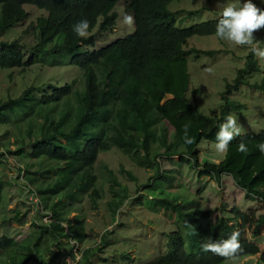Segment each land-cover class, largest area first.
<instances>
[{"label": "trees", "instance_id": "obj_1", "mask_svg": "<svg viewBox=\"0 0 264 264\" xmlns=\"http://www.w3.org/2000/svg\"><path fill=\"white\" fill-rule=\"evenodd\" d=\"M176 2L182 0H0V69L26 71L38 63L58 69L54 79L38 77L18 96L10 94L0 102V126L12 127L4 135L15 137L17 149L3 146L24 162V184L34 187L48 212L42 217L52 216V221L34 222V231L21 241L0 236V264H61L65 245L72 246L70 254L75 257L70 242L84 244L88 236L82 219L85 202L96 209L108 191L107 206L114 217L132 196L113 169L97 168L101 155L114 150L137 168L154 170L169 184L176 176L162 170L161 160L176 156L218 183L229 175L247 199L260 202L264 209V154L257 147L264 142V130L234 138L219 163L204 160L199 149L205 140L215 142L226 114L245 109L230 94L252 86L248 77L260 73L261 67L254 53L249 54L246 67L227 84L222 114L203 113L188 97L189 58L216 51L189 48V42L215 35L220 17L186 26L187 11L171 9ZM120 4L131 17L133 31L99 47V32L117 26ZM84 18L90 21L86 39L72 32V25ZM257 87L264 91V80ZM185 124L195 138L191 145L182 140ZM241 140L248 145L247 154L237 150ZM6 152L0 154V163ZM121 170L137 180L125 165ZM22 171L20 167L19 174ZM207 188L204 185L190 199L149 201L150 209L163 210L175 229L167 233L166 253L146 264H225L257 254L264 263V213L233 207L230 212L222 208L215 216L203 206L201 195ZM135 200L143 203L141 196ZM73 211L79 215L68 232L65 223ZM24 216L16 213L20 222ZM233 232L239 233L240 245L233 257L203 250L206 241L224 240ZM105 236L103 245L114 242ZM82 252V264H93L96 250ZM122 258L131 260L127 253Z\"/></svg>", "mask_w": 264, "mask_h": 264}, {"label": "rangeland", "instance_id": "obj_2", "mask_svg": "<svg viewBox=\"0 0 264 264\" xmlns=\"http://www.w3.org/2000/svg\"><path fill=\"white\" fill-rule=\"evenodd\" d=\"M228 2L239 4L241 0H228ZM253 2L264 9V0H253ZM177 3H173L171 9L187 11L189 22L186 26L219 18L222 8V0H182ZM117 12V26L108 32L102 34L99 32V47L124 38L133 31L132 20L128 19L130 16L121 4ZM254 37L260 42V47H264V27L256 30ZM26 40L30 43L33 38L29 36ZM189 44V48L216 51L215 55H193L189 58L191 84L188 97L191 101L197 102L206 115L220 116L227 104V101L223 99L227 84L237 79L238 71L246 67L247 57L253 51L249 46H236L219 39L216 35L197 37ZM255 58L261 67V72L248 77L252 86H241L239 92L230 94L232 100L245 106L242 112L230 113L237 118L242 133H259L264 130V91L257 87L264 80V59L256 55ZM57 71V68L48 63H38L26 71L21 68L0 69V102L8 98L10 94L18 96L25 87L34 84L38 77L43 80L54 79ZM195 90H197L196 94H194ZM8 129L12 127L0 126V154L7 151V146L13 151L17 149L15 137L4 135ZM199 149L202 158L209 162L219 163L226 156V153L215 151V143L206 140L201 143ZM105 165L117 173L120 182L128 186L132 196L114 217L111 216L107 206L110 196L108 191L105 193V198L99 200L96 209L93 203L85 202L87 206L82 219L86 223L87 240L84 244L70 242L75 246V257L70 254L69 247L72 246L65 245L67 251L61 264H82V251L87 248L96 250L92 258L93 264H146L154 260L159 254L166 253L167 233L174 230L175 226L164 215L163 210L159 209L157 212L150 209L149 201H154L155 198L176 201H180L182 197L194 198L199 189L206 184L208 188L201 195L203 206L205 209L213 210L215 216L220 214L222 208L230 212L233 207H240L247 212L259 210L260 213H264V209H260V202L247 199L245 192L234 183L231 176L224 175L222 181L218 183L211 180L209 176H201L202 168L192 169L182 162L179 156L161 160L162 170L171 171V174L176 176L171 184L161 177H156L154 170L137 168L117 150L101 155L98 170H104ZM122 165L131 170L137 176V180L122 174ZM20 167L23 171L19 174ZM26 177L24 162L12 153H7L6 159L0 163V236H12L18 241L28 237L34 231V222L52 221V216L42 217L43 213L48 215V212L41 205V197L33 192L34 187L25 185ZM138 187H140L139 190ZM139 196L142 197V204L135 200ZM77 205L83 206L80 203ZM19 211L25 215L21 222L16 219V213ZM78 215L76 211L69 215L65 223L68 232L70 226L75 224ZM41 217L43 220L40 219ZM108 231L110 234L107 233ZM104 234L109 242H114L103 245ZM248 234L252 237L250 233ZM62 243L64 244V241ZM100 247L101 250L97 251ZM123 253L129 254L131 260L123 259ZM260 258V254L250 255L228 260L225 264H264L261 263Z\"/></svg>", "mask_w": 264, "mask_h": 264}, {"label": "clouds", "instance_id": "obj_3", "mask_svg": "<svg viewBox=\"0 0 264 264\" xmlns=\"http://www.w3.org/2000/svg\"><path fill=\"white\" fill-rule=\"evenodd\" d=\"M131 19L130 17L128 18ZM264 27V9H261L253 0H241L239 4L222 0L220 18L215 25V35L236 46H249L253 53L261 59H264V47H260V42L254 37V32ZM90 21L87 18L77 21L72 25V32L78 38H87L89 35ZM190 125L183 127L182 140L184 144L191 145L195 143V138L190 134ZM242 129L238 124L237 118L232 114H226L222 122L218 124V130L215 135V151L226 153L230 143L234 138L241 136ZM258 150L264 154V142H260ZM237 150L240 153L247 154L248 145L241 140ZM239 233L233 232L226 239L219 241L208 240L202 248L205 252H212L224 258L233 257L239 249Z\"/></svg>", "mask_w": 264, "mask_h": 264}]
</instances>
